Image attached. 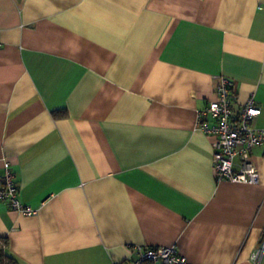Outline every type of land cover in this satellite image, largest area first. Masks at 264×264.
Segmentation results:
<instances>
[{
  "label": "crops",
  "instance_id": "crops-1",
  "mask_svg": "<svg viewBox=\"0 0 264 264\" xmlns=\"http://www.w3.org/2000/svg\"><path fill=\"white\" fill-rule=\"evenodd\" d=\"M0 44V175L7 160L35 210L0 203V264H114L137 245L254 264L264 149L258 183L217 181L197 111L226 77L264 129V0H0Z\"/></svg>",
  "mask_w": 264,
  "mask_h": 264
},
{
  "label": "built area",
  "instance_id": "built-area-1",
  "mask_svg": "<svg viewBox=\"0 0 264 264\" xmlns=\"http://www.w3.org/2000/svg\"><path fill=\"white\" fill-rule=\"evenodd\" d=\"M1 45V44H0ZM233 80L222 77L217 97L209 100L204 108L197 111L199 129L214 137L212 143V164L217 181L229 180L241 183H258L259 173L251 160L254 147L264 149V129L253 126L252 121L261 113L252 95L242 103L236 112L232 110ZM211 119V124L208 122ZM235 157L239 160L235 163ZM0 203L11 210L32 215L35 210L21 203L15 174L10 163L3 161L0 175ZM134 256L114 264H192L177 250L175 245L143 247L134 246ZM264 255V237L260 246L252 253L251 260L258 264Z\"/></svg>",
  "mask_w": 264,
  "mask_h": 264
},
{
  "label": "trees",
  "instance_id": "trees-1",
  "mask_svg": "<svg viewBox=\"0 0 264 264\" xmlns=\"http://www.w3.org/2000/svg\"><path fill=\"white\" fill-rule=\"evenodd\" d=\"M5 259H6V264H18L17 261L12 257H10L9 255H5Z\"/></svg>",
  "mask_w": 264,
  "mask_h": 264
}]
</instances>
